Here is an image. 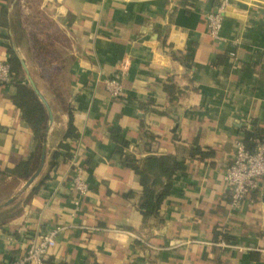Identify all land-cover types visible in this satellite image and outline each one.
I'll list each match as a JSON object with an SVG mask.
<instances>
[{"label":"crops","instance_id":"obj_1","mask_svg":"<svg viewBox=\"0 0 264 264\" xmlns=\"http://www.w3.org/2000/svg\"><path fill=\"white\" fill-rule=\"evenodd\" d=\"M25 1L0 0V63L18 69L0 86V264L57 227L44 264H264V191L233 207L223 178L243 131L264 130V0H227L219 39L206 15L221 0H39L40 22L59 40V94L32 56ZM21 62L52 113L41 170L27 187L41 158L28 178L16 176L36 148L13 102L17 83L27 84ZM120 62L124 92L113 100L104 82ZM69 115L77 138L63 141ZM113 130L137 161L170 156L184 165L156 217L138 209L142 187L116 153ZM62 144L78 148L88 186L81 199Z\"/></svg>","mask_w":264,"mask_h":264},{"label":"trees","instance_id":"obj_2","mask_svg":"<svg viewBox=\"0 0 264 264\" xmlns=\"http://www.w3.org/2000/svg\"><path fill=\"white\" fill-rule=\"evenodd\" d=\"M22 18L24 20L28 19L25 18V16H22ZM39 20L41 19L39 18ZM41 24L42 23H38L34 24L33 26L39 28L40 26L38 25ZM45 33L48 34L47 31ZM39 35L30 34L29 32L28 43L32 51V56L36 62L37 67L41 71V77L45 81H47L53 91L59 94V89H57L56 86L57 74L54 66V63L56 62L55 54L54 52H52V50L48 49L49 46H51L52 48V44L50 45L48 39H45V37L43 38L41 36L42 34L40 36ZM44 43L46 44V51L43 53L38 52L37 47L39 45L41 49L44 50L41 45ZM11 60L15 62L14 64L16 68L20 67L19 62L14 55H12ZM9 66L11 72L15 76L14 71H18V69H15V67L12 68L10 64ZM165 92L168 95H172L173 87L171 85L165 86ZM13 102L15 106L21 111L22 118L24 122L31 128L34 139L36 141L35 152L31 155L27 162L21 164L16 170V176L28 178L37 168L41 158L42 145L44 141L46 126L48 123V115L44 106L38 100L37 96L34 94L28 84L17 83L16 94L13 98ZM111 132L112 139L115 140V142L118 144L116 153L121 156L124 165L131 168L135 172L142 187V195L138 204V209L142 217L145 220L150 217H156L161 203L169 193L173 176L176 173L184 170L183 163L170 156H151L141 161H137L134 158L124 154L123 150L124 148H126L127 143L123 139L120 132L117 130H113ZM243 136L244 137L242 142L249 150H252L254 148V142L256 141L264 145L263 129L254 127L251 131L245 130L243 131ZM76 138L77 135L72 125V117L69 115V125L63 137V141H74L76 140ZM60 148L65 149L69 152L71 150V146L69 147L65 144H62ZM194 153L198 156H205V154L198 151H195ZM58 156L59 155L55 153L53 155V160L58 158ZM32 163H34V167H32Z\"/></svg>","mask_w":264,"mask_h":264},{"label":"built area","instance_id":"obj_3","mask_svg":"<svg viewBox=\"0 0 264 264\" xmlns=\"http://www.w3.org/2000/svg\"><path fill=\"white\" fill-rule=\"evenodd\" d=\"M228 6L227 0H221L216 8L206 15V28L209 36L219 39L218 34L222 27L224 10ZM127 63L120 62L115 74L105 80L104 86L113 100L119 99L124 92L123 78L127 73ZM15 81L14 74L7 63H0V86L8 85ZM72 171L71 187L79 199L88 193V186L83 178V167L80 164L79 151L75 146L68 159ZM230 186V199L233 207L239 206L252 194H261L264 191V145L254 142V148L249 150L239 141L235 145L233 158L226 168L223 176ZM76 204H78L76 202ZM63 228H53L30 241L19 259L7 264H44L49 251L55 246V239Z\"/></svg>","mask_w":264,"mask_h":264},{"label":"rangeland","instance_id":"obj_4","mask_svg":"<svg viewBox=\"0 0 264 264\" xmlns=\"http://www.w3.org/2000/svg\"><path fill=\"white\" fill-rule=\"evenodd\" d=\"M38 3H39V0H31V1L27 0L24 2L25 7H27V8H25V12L27 13V15L24 14L23 16H25V18H28V19L27 20L23 19L22 23H23L24 28L27 31L28 35L30 32V34H36V35L42 34L45 37V39L47 38L49 41V44L50 45L52 44V48H51V46H49L48 49L52 50V52H55L56 49H55L54 43L59 41L57 35L54 32H51L50 34L45 33L46 30L50 27V23L48 21L43 20V23L41 25H38V26H40L39 28L36 26H33L34 24H38V23L40 24L41 23L39 20L40 16H39L38 10H37ZM27 38H28V36H27ZM48 41H47V43H48ZM41 45H42L44 50L41 49L40 45L37 47V50H38V52L43 53L46 51L45 50L46 44L44 43ZM47 47H48V45H47ZM20 73L23 76V73L22 72H20ZM22 78H24L26 83L28 84L26 76L22 77Z\"/></svg>","mask_w":264,"mask_h":264},{"label":"water","instance_id":"obj_5","mask_svg":"<svg viewBox=\"0 0 264 264\" xmlns=\"http://www.w3.org/2000/svg\"><path fill=\"white\" fill-rule=\"evenodd\" d=\"M227 8H228V6H227V7L225 8V10H224V16H225V13H226V11H227ZM21 65H22V68H23V70H24V72H25V75H26V78H27V81H28V84H29L30 88L32 89V91L34 92V94L37 96L38 100H39V101L42 103V105L44 106V108H45V110H46V112H47V115H48L49 124H51V123H52V113H51V110H50L48 104L46 103V101H45V99L43 98V96H42V95L39 93V91L37 90V88H36V86H35L33 80L31 79V77H30V75H29V73H28V71H27L25 65H24L22 62H21ZM43 156H44V154H43L42 157H41V165H40V168H39V169L35 172V174L29 179V181L26 182V187L32 182V180H33L34 178H36V177L38 176V174H39V172H40V170H41V166H42V164H43Z\"/></svg>","mask_w":264,"mask_h":264}]
</instances>
